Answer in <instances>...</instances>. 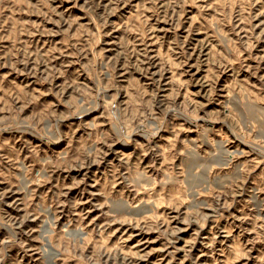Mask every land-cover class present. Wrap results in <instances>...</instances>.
I'll return each mask as SVG.
<instances>
[{
  "label": "rangeland",
  "instance_id": "obj_1",
  "mask_svg": "<svg viewBox=\"0 0 264 264\" xmlns=\"http://www.w3.org/2000/svg\"><path fill=\"white\" fill-rule=\"evenodd\" d=\"M0 264H264V0H0Z\"/></svg>",
  "mask_w": 264,
  "mask_h": 264
}]
</instances>
